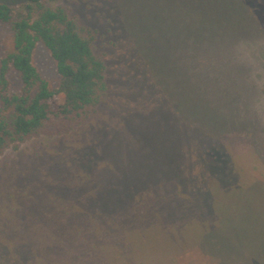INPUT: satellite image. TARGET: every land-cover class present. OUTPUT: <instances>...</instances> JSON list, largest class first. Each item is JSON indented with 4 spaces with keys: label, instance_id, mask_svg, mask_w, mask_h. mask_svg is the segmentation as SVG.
<instances>
[{
    "label": "rangeland",
    "instance_id": "rangeland-1",
    "mask_svg": "<svg viewBox=\"0 0 264 264\" xmlns=\"http://www.w3.org/2000/svg\"><path fill=\"white\" fill-rule=\"evenodd\" d=\"M59 2L107 96L0 155V264H264V0ZM33 63L58 87L41 42Z\"/></svg>",
    "mask_w": 264,
    "mask_h": 264
},
{
    "label": "trees",
    "instance_id": "trees-1",
    "mask_svg": "<svg viewBox=\"0 0 264 264\" xmlns=\"http://www.w3.org/2000/svg\"><path fill=\"white\" fill-rule=\"evenodd\" d=\"M0 22L12 31V46L0 57L2 155L33 137L67 134L83 125L106 99L108 85L105 60L94 46L97 33L81 27L59 0H23L17 8L0 2ZM38 42L56 63V88L33 63Z\"/></svg>",
    "mask_w": 264,
    "mask_h": 264
}]
</instances>
